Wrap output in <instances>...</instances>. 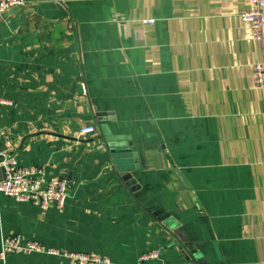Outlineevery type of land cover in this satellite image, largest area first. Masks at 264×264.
<instances>
[{"label": "crops", "instance_id": "0c3cea01", "mask_svg": "<svg viewBox=\"0 0 264 264\" xmlns=\"http://www.w3.org/2000/svg\"><path fill=\"white\" fill-rule=\"evenodd\" d=\"M248 4L24 0L4 12L6 145L65 177L68 196L42 209L0 192V247L18 234L109 264H264V89L251 67L260 44L241 19ZM86 124L95 131L81 137ZM103 131L139 146L133 189ZM6 263L75 264L44 251Z\"/></svg>", "mask_w": 264, "mask_h": 264}, {"label": "built area", "instance_id": "2783aa9c", "mask_svg": "<svg viewBox=\"0 0 264 264\" xmlns=\"http://www.w3.org/2000/svg\"><path fill=\"white\" fill-rule=\"evenodd\" d=\"M24 0H0V16L15 7L21 6ZM241 19L249 27L250 37L260 44L261 58L251 64L254 85L264 89V0H249L248 7L241 12ZM153 19L145 21L152 22ZM1 102V99H0ZM95 131L93 124L83 125L78 134L81 137ZM9 137L7 129L0 126V166L4 168V176L0 179V192L21 202H31L42 209L56 207L62 209L67 201L68 180L65 177H50L45 175V169L40 165H23L19 158L6 145ZM44 251L66 257L75 264H109L106 255L93 252L59 250L46 247L33 239L22 235L8 234L2 239L0 258L6 263L8 253ZM158 251H151L140 256L141 260L157 257Z\"/></svg>", "mask_w": 264, "mask_h": 264}, {"label": "water", "instance_id": "95a60500", "mask_svg": "<svg viewBox=\"0 0 264 264\" xmlns=\"http://www.w3.org/2000/svg\"><path fill=\"white\" fill-rule=\"evenodd\" d=\"M102 136L104 150L114 170L124 183L133 189L137 181L133 171L145 168L139 146H133L131 141H124L121 137L108 134L106 131H103ZM3 176L4 168L0 166V179ZM220 262L223 264L221 260Z\"/></svg>", "mask_w": 264, "mask_h": 264}]
</instances>
